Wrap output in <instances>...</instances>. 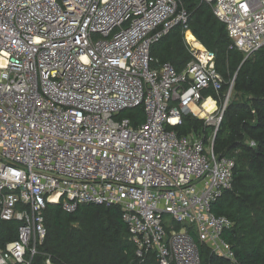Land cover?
Instances as JSON below:
<instances>
[{"label": "built area", "instance_id": "obj_1", "mask_svg": "<svg viewBox=\"0 0 264 264\" xmlns=\"http://www.w3.org/2000/svg\"><path fill=\"white\" fill-rule=\"evenodd\" d=\"M200 1L230 49L264 47V0ZM188 18L177 0H0V222L18 223L0 264L32 263L51 205L120 207L139 262L203 264L206 244L238 264L223 239L234 224L212 211L233 182L234 161L212 143L234 81L219 100L215 56L186 39ZM175 26L193 60L152 68L151 46ZM136 108L137 127L114 120ZM185 115L214 128L210 149L175 131Z\"/></svg>", "mask_w": 264, "mask_h": 264}, {"label": "trees", "instance_id": "obj_2", "mask_svg": "<svg viewBox=\"0 0 264 264\" xmlns=\"http://www.w3.org/2000/svg\"><path fill=\"white\" fill-rule=\"evenodd\" d=\"M177 2L189 16L188 28L196 41L215 56V71L224 83L219 100L234 81L232 97L212 143L215 156L234 161L233 182L213 204L212 211L234 224L223 239L238 264H264V47L245 58L230 49L225 27L208 4L200 0ZM183 34L182 27L175 26L151 46L152 68L168 63L181 72L193 60ZM129 111L134 127L144 121L141 108ZM175 131L180 136L194 134L206 146L214 129L185 115ZM44 217L47 233L37 244L31 264H157L154 253L143 262L137 260L118 206L82 205L66 213L61 206L51 205ZM17 227L16 222H0V245L15 239ZM198 248L203 264H225L211 256L206 246L198 244Z\"/></svg>", "mask_w": 264, "mask_h": 264}, {"label": "bare ground", "instance_id": "obj_3", "mask_svg": "<svg viewBox=\"0 0 264 264\" xmlns=\"http://www.w3.org/2000/svg\"><path fill=\"white\" fill-rule=\"evenodd\" d=\"M186 39L189 41V42H192L193 46L198 49L199 51H204V48L194 39V37L191 35L190 32H187L186 33ZM214 108V104L209 100L207 101L204 106H203V109H204V112L201 114V116H204L205 113H210Z\"/></svg>", "mask_w": 264, "mask_h": 264}, {"label": "rangeland", "instance_id": "obj_4", "mask_svg": "<svg viewBox=\"0 0 264 264\" xmlns=\"http://www.w3.org/2000/svg\"><path fill=\"white\" fill-rule=\"evenodd\" d=\"M224 83H222V85H223ZM231 97H232V91H231ZM231 99V98H230ZM130 116H132V111H129V110H127V111H123V112H121L120 114H118L115 118H114V120L115 121H118V120H120V119H123V118H131ZM214 129V128H213ZM213 133H214V131H213ZM213 133L210 135V137L207 139V141H206V148L207 149H210V147H211V141H212V135H213Z\"/></svg>", "mask_w": 264, "mask_h": 264}, {"label": "crops", "instance_id": "obj_5", "mask_svg": "<svg viewBox=\"0 0 264 264\" xmlns=\"http://www.w3.org/2000/svg\"><path fill=\"white\" fill-rule=\"evenodd\" d=\"M188 32H190L191 33V31H188ZM184 35V34H183ZM186 35V34H185ZM185 35H184V38H185ZM191 35H192V33H191ZM193 36V35H192ZM194 37V36H193ZM195 39V38H194ZM185 40V39H184ZM200 245H204V246H206L208 249H209V247L206 245V244H200ZM210 251V250H209ZM210 255L211 256H213L214 258H217L216 256H214V255H212L211 254V252H210Z\"/></svg>", "mask_w": 264, "mask_h": 264}, {"label": "water", "instance_id": "obj_6", "mask_svg": "<svg viewBox=\"0 0 264 264\" xmlns=\"http://www.w3.org/2000/svg\"><path fill=\"white\" fill-rule=\"evenodd\" d=\"M50 201H52V199H50ZM52 204H54V203L52 202Z\"/></svg>", "mask_w": 264, "mask_h": 264}]
</instances>
